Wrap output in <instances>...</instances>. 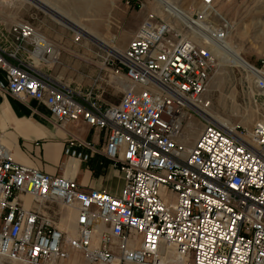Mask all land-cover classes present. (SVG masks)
<instances>
[{
	"label": "built area",
	"instance_id": "2783aa9c",
	"mask_svg": "<svg viewBox=\"0 0 264 264\" xmlns=\"http://www.w3.org/2000/svg\"><path fill=\"white\" fill-rule=\"evenodd\" d=\"M201 2L189 17L143 19L110 68L109 87L122 88L116 102L36 70L55 50L31 24L0 27V93L43 105L56 125L82 121L103 131V156L123 177L112 196L15 163L0 142V257L15 264H76V255L81 264H264V125L228 131L206 119L192 146L182 140L181 116L206 107L214 50L227 35L206 8L211 0ZM251 68L263 89L264 70ZM81 146L70 141L64 154L86 161ZM52 207L65 210L59 221ZM69 215L71 228H60Z\"/></svg>",
	"mask_w": 264,
	"mask_h": 264
},
{
	"label": "rangeland",
	"instance_id": "374dc122",
	"mask_svg": "<svg viewBox=\"0 0 264 264\" xmlns=\"http://www.w3.org/2000/svg\"><path fill=\"white\" fill-rule=\"evenodd\" d=\"M46 1L49 5L60 7L67 19L94 29L92 31L116 52L126 48L147 15L167 16L153 0H100L104 9L100 15L76 9L77 1L80 3L81 0ZM167 2L188 17L203 7L201 0ZM206 8L219 22H225L227 35L222 48L214 50V67L202 96L205 111L220 123L250 131L257 124L264 125V88L259 89L252 77L236 67L230 55L237 53L249 65L264 70V0H211V5ZM19 22L35 27L50 42L55 50L53 55L57 53L55 60L53 55L51 58L54 63L34 65L36 70L61 86L82 92L93 90L105 102L119 100L121 86L117 84L115 89L109 87L110 68L118 66L115 56L85 37L77 36L44 11L22 0H0V27L8 30ZM110 62H113L112 67ZM190 117L191 120L183 124V138L190 128L200 134L202 123L206 120L202 115L192 114ZM194 141L186 142L185 146H192ZM51 212L56 221H59L58 213L65 214V210L56 207H52ZM68 219L71 222L68 223ZM68 219L62 222L69 230L72 218ZM76 256L81 262V258ZM0 264L15 263L0 257Z\"/></svg>",
	"mask_w": 264,
	"mask_h": 264
},
{
	"label": "crops",
	"instance_id": "0c3cea01",
	"mask_svg": "<svg viewBox=\"0 0 264 264\" xmlns=\"http://www.w3.org/2000/svg\"><path fill=\"white\" fill-rule=\"evenodd\" d=\"M70 141L82 144L76 149L89 155L86 161L64 154ZM0 142L15 163L112 196H118L123 187L120 171L103 156V131L82 121L56 125L46 107L35 101L22 103L0 94ZM75 262L81 264L78 259Z\"/></svg>",
	"mask_w": 264,
	"mask_h": 264
},
{
	"label": "bare ground",
	"instance_id": "6f19581e",
	"mask_svg": "<svg viewBox=\"0 0 264 264\" xmlns=\"http://www.w3.org/2000/svg\"><path fill=\"white\" fill-rule=\"evenodd\" d=\"M22 1L24 3H27V4L34 6L37 9L44 11L45 13L50 15L53 18V20L56 21V23L72 30L74 33H76L77 36L85 37L87 40H90L92 43H94L95 45H97L101 49L110 53V55L118 56L119 53L121 52V51L116 52V50L114 48H112L109 44H107L105 42V40H103V38H101V36H99L98 34L93 32L92 30H94V29H92L91 27L88 28V27L84 26V24L80 23L79 21H75V20L71 21V20L67 19L66 18L67 15H65L62 12L63 10L60 7L49 5L46 0H22ZM153 1H155L156 4L160 7V9L163 10L164 12H166L168 15H172V16L179 15L182 17H188L185 15H182V13L178 9H176L175 7H172L167 2L168 0H153ZM76 9H78L79 11H81L83 13L85 11H90L96 15L97 14L100 15L104 10L100 0H81L80 3L77 1ZM52 55H53V53L51 54V58H52ZM53 56H54L53 59H55L57 56V53ZM230 56H231V59H230L231 62L236 67H238L242 71H244L247 75L252 77L254 79V83L257 85V81L260 78V74L257 72H254L251 68V65H249L237 53H233V54L231 53ZM52 63H54V61ZM262 92L264 93V91H262ZM195 109L198 110L200 115H202L205 119L212 122L213 124L223 128V129H227L228 131H233L234 127L232 128L231 126H229L223 122L220 123V120H218V121L215 120L213 117H211L205 111V108H203V106L196 105ZM181 118H183L184 121L191 120V117L187 116L185 113L181 116ZM190 123H188V124H190ZM198 134H197L196 130H194L193 128H190L188 134H184L185 137L184 138L182 137V140L186 145V142L190 143L191 141L196 140V137L198 136ZM185 138H186V140H185ZM69 216H67L66 218L67 219L72 218V222H73V215H69ZM67 221H68V223L71 222V221H69V219ZM70 225L71 224H69V226ZM61 226L64 228L63 222H61ZM165 256L167 258L169 256H171V251L165 252Z\"/></svg>",
	"mask_w": 264,
	"mask_h": 264
}]
</instances>
